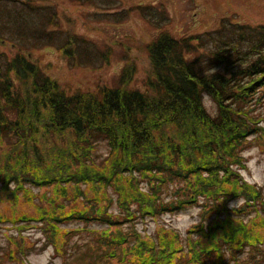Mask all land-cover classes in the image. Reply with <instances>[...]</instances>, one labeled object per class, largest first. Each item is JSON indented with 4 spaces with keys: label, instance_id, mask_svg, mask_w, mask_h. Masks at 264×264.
Wrapping results in <instances>:
<instances>
[{
    "label": "trees",
    "instance_id": "trees-1",
    "mask_svg": "<svg viewBox=\"0 0 264 264\" xmlns=\"http://www.w3.org/2000/svg\"><path fill=\"white\" fill-rule=\"evenodd\" d=\"M66 1L94 10L93 22L119 24L133 11L155 29L166 21L164 10H155L159 17L149 15L152 6L120 10L121 0ZM62 20L49 0H0V222L40 223L46 244L63 264H71L65 261L69 235L80 228L60 234V222L97 219L117 229L121 219L137 231L135 219L195 205L200 221L185 239L187 264H238L246 247L259 251L264 219L252 226L245 217L255 201L261 204L259 213L264 212V186L246 182L239 170L245 162L241 148L262 128L252 104L264 98V25L223 18L213 30L180 38L160 31L146 45L153 77L144 80L143 89L130 87L138 71L127 66L116 86L72 92L51 79L29 53L50 47L69 67L98 70L110 65L112 49L65 29ZM205 93L217 106L214 115L202 105ZM57 140L64 144H53ZM100 144L108 148L107 164L97 170L91 160ZM142 182L145 190L139 187ZM49 186L67 201L81 196L85 203H72L67 213L61 202L50 211L34 205L29 188ZM109 186L117 192L122 211L114 217L106 210ZM31 202L35 217L13 219L26 217ZM133 206L135 213L130 211ZM99 235V246L90 245L86 253L116 244L117 258L127 264L123 248L128 239L111 230ZM135 241L132 260L155 249L140 235ZM165 246L160 252L171 243ZM24 249L17 245L15 251ZM108 257L115 260L107 251L97 264Z\"/></svg>",
    "mask_w": 264,
    "mask_h": 264
},
{
    "label": "rangeland",
    "instance_id": "rangeland-1",
    "mask_svg": "<svg viewBox=\"0 0 264 264\" xmlns=\"http://www.w3.org/2000/svg\"><path fill=\"white\" fill-rule=\"evenodd\" d=\"M49 1L57 6L59 15L63 18L62 26L65 29H75L78 34L94 41L100 47L112 49L110 65L108 64L98 70L90 67H69L59 52L50 47L29 53L33 62L44 68L45 73L51 79L58 82L64 89L68 88L72 92L76 90L92 92L98 90L101 85L116 86L122 68L127 66H135L138 71L137 77L130 87L143 89L144 80L153 77V69L148 60L146 45L156 38L160 31H166L174 37L180 38L213 30L219 26L220 20L223 18H228L236 23L264 25V0H121L123 7L120 10L134 9L138 5L143 7L152 6L149 15L155 14L156 16L158 15L155 10L159 12L164 10L166 21L163 22L165 24L160 29L150 26V23L140 16L138 11L130 13L128 19L119 24L99 23L91 21L92 14H94L92 9L74 5L66 0ZM208 103L207 111L212 115L216 114V104L212 101ZM252 107H254L253 115L259 119L257 126L259 125L262 128H259L256 134L248 138L241 148L245 162L244 168L240 169L239 172L246 182H248V176L251 174L248 171L250 162L255 161L257 165L264 163V98L259 103L254 101ZM53 144L63 145L64 142L57 140L53 141ZM48 146L45 143V148ZM2 151L4 153L5 148ZM107 155L108 148L105 144L97 146L92 155V167L97 170L105 169ZM255 186L262 188L264 185ZM139 187L145 190L144 182L140 183ZM81 188L89 196H93L86 185H81ZM29 189H31V195H33L34 205L44 206L49 211L50 209L54 210L52 205L58 202H61L63 213H67L69 209L73 210L74 205L72 203L78 201L85 203L81 196H76V199L70 198L69 201L63 197L61 198L55 192L54 186ZM91 190L96 191V188L91 187ZM68 192L73 195L71 188ZM105 194L111 199L106 208L107 212L112 217L121 215L122 211L118 206V194L115 189L109 186L105 190ZM66 203L68 206L65 207ZM31 204L32 202L27 204L26 217L17 216L13 219L17 218V221L26 222L25 219L35 217L36 215L30 214L34 208ZM18 205L24 208L23 203ZM260 206L259 201H255L254 206L247 209L248 214H246L245 221L248 225L253 226V224H257L261 219H264V212L259 213ZM193 207L199 209L194 205L172 213H160L157 218L145 216L144 220L135 219L133 227L137 231L129 226L128 221L123 223L124 220L121 219L116 222L117 229H112L110 225L97 219H93L91 223L87 224L80 221L60 222L56 226L60 234L61 231L67 229L80 228V232L69 235V250L65 255V261L71 264H97L96 259L99 258V255L108 251L113 252L115 260L108 257L110 260L102 261L100 264H112L109 261H117L122 264L120 256L117 258L116 244L110 248L102 246L101 249H93L92 254L86 253V249L90 245L99 246V241L103 240L99 235L101 232L111 230L118 231L129 241L126 244L127 247L123 248L124 253L126 251V254L123 255V261L127 264H187L186 260L189 258V254L186 253L183 246L188 245L185 239L187 236H191L188 234V230L193 225L181 234L173 227V223L179 213L187 212ZM130 211L135 213L137 209L133 206ZM198 213L196 214L197 223L194 225L199 224ZM21 214L23 215V210ZM27 223L0 222V264H63L62 257L57 256L54 248L46 244L45 237L39 228L41 224L37 222L33 225L32 223L27 225ZM18 226H22L23 229L17 231ZM46 226L48 225L46 224ZM139 235L140 240L142 239L149 245H153L155 249L151 250V253L145 254V256L132 260L129 253L137 246L135 240L138 239ZM75 243H78V245ZM168 243H171L170 249L160 252L162 246L169 247L165 246ZM17 245L24 246V251L20 253L15 251ZM261 245L259 251L257 248L247 249L246 247L243 253L238 256V264H264V242ZM165 254L170 256V258L167 257V261L162 258ZM230 264L235 263L231 262Z\"/></svg>",
    "mask_w": 264,
    "mask_h": 264
},
{
    "label": "clouds",
    "instance_id": "clouds-1",
    "mask_svg": "<svg viewBox=\"0 0 264 264\" xmlns=\"http://www.w3.org/2000/svg\"><path fill=\"white\" fill-rule=\"evenodd\" d=\"M211 101V97L205 93L202 96V105L207 108ZM248 171L251 173L248 176V182L253 185H264V163L257 165L255 161L250 162ZM238 203V201L236 202ZM235 203V204H236ZM199 209L193 207L187 212H181L175 217L173 227L181 234L185 233L192 225L197 223L196 214Z\"/></svg>",
    "mask_w": 264,
    "mask_h": 264
}]
</instances>
